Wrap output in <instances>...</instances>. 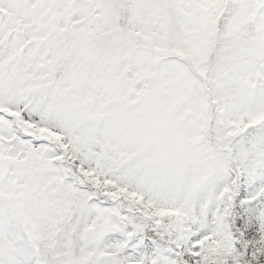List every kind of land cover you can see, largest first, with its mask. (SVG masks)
I'll list each match as a JSON object with an SVG mask.
<instances>
[{"label":"snow or ice","instance_id":"1","mask_svg":"<svg viewBox=\"0 0 264 264\" xmlns=\"http://www.w3.org/2000/svg\"><path fill=\"white\" fill-rule=\"evenodd\" d=\"M0 264H264V0H0Z\"/></svg>","mask_w":264,"mask_h":264}]
</instances>
